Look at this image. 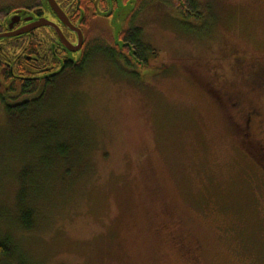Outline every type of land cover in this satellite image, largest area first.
Masks as SVG:
<instances>
[{"label":"rangeland","instance_id":"rangeland-1","mask_svg":"<svg viewBox=\"0 0 264 264\" xmlns=\"http://www.w3.org/2000/svg\"><path fill=\"white\" fill-rule=\"evenodd\" d=\"M172 1L118 0L84 29L89 47L138 27L144 67L109 45L30 118L0 106L11 264H264V0Z\"/></svg>","mask_w":264,"mask_h":264},{"label":"flooded vegetation","instance_id":"flooded-vegetation-1","mask_svg":"<svg viewBox=\"0 0 264 264\" xmlns=\"http://www.w3.org/2000/svg\"><path fill=\"white\" fill-rule=\"evenodd\" d=\"M128 1L124 0L125 3ZM172 2H176L182 15H187L195 7L193 0ZM117 3L118 0H35L32 4L0 12V34H12L0 39V106L5 113L10 114L9 109L16 110L23 105L30 106L45 95L46 90L54 86L60 76L73 74L87 56V51L93 49L95 44L88 47L84 29L89 28L91 20H110ZM139 6L140 2L136 0L134 11ZM55 7L64 13L70 25L81 30L83 42L80 49L74 50L79 45L78 32L62 21ZM40 19L53 24L29 30ZM134 29L139 28L133 25L128 29L121 27L119 39L136 49L132 40L125 39L127 36L130 38ZM109 45L122 53L127 63L143 67L146 65L136 55H126L115 40L113 45ZM124 48L130 53V47ZM33 84L35 88H32ZM252 114H247L250 120Z\"/></svg>","mask_w":264,"mask_h":264},{"label":"trees","instance_id":"trees-1","mask_svg":"<svg viewBox=\"0 0 264 264\" xmlns=\"http://www.w3.org/2000/svg\"><path fill=\"white\" fill-rule=\"evenodd\" d=\"M1 15V13H0ZM133 34L130 36V38L127 36L125 37V39H130L132 40L133 43L136 44V49L129 43H124V47H130V53L131 51L133 50V54H130V56H137L139 59H142L145 63L148 62V59L147 57L149 55H156V51H154L153 49H149L148 45H146L145 43L142 42V35L139 33V30L136 29V30H133ZM104 43L106 46H104ZM103 43V45L101 46L98 42L93 45V49L90 48V50L87 51V56H85V59L82 61V63L79 65V67L77 68V70L75 72H73V74L71 75H75V74H79V73H83L84 72V67L85 65L87 64V62L89 60L92 59V57L98 53H101V54H105V53H109L107 56L111 57L113 59V55L110 53L112 51H110L108 49V46L109 44L105 41ZM96 44L99 45V47H95ZM119 46V45H118ZM120 47V46H119ZM123 47V48H124ZM108 58V57H107ZM109 58V60H112ZM65 74H63L62 76H64ZM60 76V77H62ZM32 88H35L36 85H31ZM38 100L32 102L30 104V106H26V105H23L22 107L20 108H16V110H11L9 109V116L12 117V118H17V117H20L22 116L23 119H27V118H30V116L33 114V113H36L38 112L37 111V108H36V104H37ZM22 217H21V223L22 225L24 226V229H30L32 228L33 224H32V215H34L32 209H24L23 212L21 213ZM13 237L7 235L6 233H0V264H11V259H13L12 257V252H13V249H15V246H14V242H13ZM10 260V262H9ZM20 264H25L23 262H21Z\"/></svg>","mask_w":264,"mask_h":264},{"label":"water","instance_id":"water-1","mask_svg":"<svg viewBox=\"0 0 264 264\" xmlns=\"http://www.w3.org/2000/svg\"><path fill=\"white\" fill-rule=\"evenodd\" d=\"M55 9H56L57 13L60 15L62 21H64V23L67 24L68 26H70L73 30H75L76 32H78L79 45H78L77 47H75L74 50H78V49H80L81 46H82V42H83V34H82L81 30H80L79 28L74 27L73 25H70L69 21L67 20V18H66L65 15H64V13H63L62 11H60L57 7H55ZM52 24H53L52 22H50V21H48V20H46V19H40V20H38L37 22L33 23V24L31 25V27L29 28V30L35 29V28L40 27V26H44V25H52ZM120 29H121V28L117 29V31H116V36H115V39H116V40H115V43H116L117 45H119L120 48H123V47H124V43H122V41H120L119 38H118V34H119ZM29 30H28V31H29ZM10 35H12V34H0V39H1L2 37H6V36H10ZM61 36H62V35H61ZM62 38H63V37H62ZM63 40H65V38H63ZM71 49L73 50V48H71ZM133 53H134V52H133V50H132L130 54H133Z\"/></svg>","mask_w":264,"mask_h":264}]
</instances>
